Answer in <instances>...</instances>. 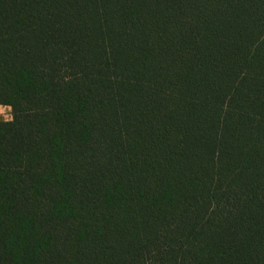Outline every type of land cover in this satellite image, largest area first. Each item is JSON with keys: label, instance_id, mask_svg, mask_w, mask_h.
Instances as JSON below:
<instances>
[{"label": "trees", "instance_id": "16d2710c", "mask_svg": "<svg viewBox=\"0 0 264 264\" xmlns=\"http://www.w3.org/2000/svg\"><path fill=\"white\" fill-rule=\"evenodd\" d=\"M0 264H264V0H0Z\"/></svg>", "mask_w": 264, "mask_h": 264}, {"label": "rangeland", "instance_id": "374dc122", "mask_svg": "<svg viewBox=\"0 0 264 264\" xmlns=\"http://www.w3.org/2000/svg\"><path fill=\"white\" fill-rule=\"evenodd\" d=\"M11 117V108L0 104V121H9Z\"/></svg>", "mask_w": 264, "mask_h": 264}]
</instances>
